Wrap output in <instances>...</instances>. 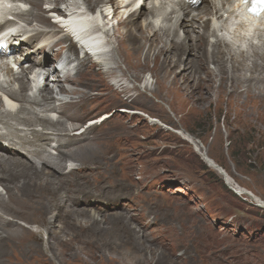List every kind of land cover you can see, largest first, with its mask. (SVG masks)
<instances>
[{"label":"rangeland","instance_id":"obj_1","mask_svg":"<svg viewBox=\"0 0 264 264\" xmlns=\"http://www.w3.org/2000/svg\"><path fill=\"white\" fill-rule=\"evenodd\" d=\"M26 3L35 14L29 25L31 33L44 28L39 15L47 6H61L60 0L35 7ZM130 7L121 6L109 21V34L126 59V64H111L112 70L123 74L128 90L120 93L113 77L98 67L86 68L65 88L72 96H97L90 108L99 111L78 120L69 116L80 109L66 104L63 111L49 114L54 119L51 129H42L37 123L31 126L49 137H56V131L78 137L85 130L84 140L76 138L77 146L93 143L94 147L86 157L71 159L77 164L73 170L88 175L92 188L76 190L75 198L68 199L72 187L66 182L73 170L68 169L67 159L55 174L48 165L37 169V175L47 172L46 177L59 183L58 187L40 184L39 179L28 193L18 194L5 179L0 185V214L15 219L11 229L21 227L24 232L8 234L4 230L8 236L2 233L0 264H264V206L259 205V200L264 202V117L252 119L242 113L259 105L225 94L219 102L213 90L210 102L186 101V91L166 87L161 88L166 96L157 98L145 87L144 79L152 75L153 84L157 78L163 79V68L144 58L145 49L136 51L137 43L126 35V26L121 25L122 35L114 34L118 20L125 19ZM155 17L162 20L160 13ZM169 17L168 24L173 15ZM194 31L190 30L192 36ZM179 34L183 36L184 30ZM209 39L207 51L214 38ZM194 52L187 49L182 56L188 62L195 58ZM60 58L54 47L48 61L56 65ZM208 67L214 69V64ZM92 70L97 71L96 76L91 75ZM134 74L140 77L132 79ZM0 78H5L3 72ZM19 115L27 116L24 112ZM8 124L22 126L14 120ZM116 135L126 149L122 155L129 156V167H104L98 162L97 156L107 152ZM45 148L55 153V147ZM199 149L229 175L230 184L205 162ZM58 158L51 163L57 164ZM19 175L14 173L18 179ZM239 188L242 193L237 192ZM83 203L89 206L81 209ZM6 205L17 214L7 215ZM93 213L96 222L91 219Z\"/></svg>","mask_w":264,"mask_h":264},{"label":"bare ground","instance_id":"obj_2","mask_svg":"<svg viewBox=\"0 0 264 264\" xmlns=\"http://www.w3.org/2000/svg\"><path fill=\"white\" fill-rule=\"evenodd\" d=\"M21 1L35 7L41 2L49 4L51 0ZM60 1V7L49 5L38 14L44 28L31 33L29 25L35 16L33 7L19 9L12 4L8 6V3H13L14 0H0V72L5 75L4 80L0 81V185L8 179L18 194H24L36 187L39 179H42L40 184L51 183L52 186L58 187L59 183L46 177L47 172L43 171L37 175V169L48 165L50 171L55 174L63 166L62 161L67 159L68 169L73 170L77 164L71 157L84 158L90 154L93 143L85 147L77 146L79 140L76 138L84 140L85 130L78 134V137L70 133L59 134L57 131L56 137H49L43 135L47 134L44 131L31 126L37 123L42 129H51L49 125L54 119L49 114L63 111L66 104L73 109H80L77 111L79 114L73 113L69 116L78 120L84 115H94L99 111V108H90L98 99L97 96L88 93L72 96L65 88L69 83L75 82L77 75H81L86 68L98 67L105 75L113 77L112 80L121 90L120 93L128 90L124 85L127 80L123 79V74H114L111 65L119 62L126 64L122 49L109 34V21L119 14L121 6L126 8L131 5L125 19L118 20L117 32L114 34L122 35L121 25L126 26V35L137 43L136 51L145 49L144 58L163 68V79L157 78L154 84L153 80H150L153 79L152 75L144 79L145 87L152 89L157 98L166 96L161 90L166 87L170 90L179 88L186 91V101L210 102L213 90L216 101L220 102L225 94L230 99H246L247 103L252 102L264 107V17L245 16L238 0ZM143 4L148 8L143 9ZM95 6L96 12L93 11ZM46 12L58 13L64 19L52 17L51 20L44 14ZM15 13L20 17V21H9L8 15ZM158 13L161 14V21L154 19ZM171 14L173 19L168 24ZM192 29H195L193 36L190 34ZM180 30H184L183 36L179 34ZM210 37L214 40L210 43L211 50L207 51V41ZM189 39H196V44L187 43ZM108 45L110 48L107 50ZM54 47L61 55L60 62L56 65L48 61L49 52ZM19 49L20 52H17ZM187 49L195 51V58L188 62L182 56ZM77 51L80 52L78 56ZM7 58L14 59V65L19 68L18 72L13 71ZM211 63L214 64V69L208 67ZM180 68L182 70H179ZM96 74L97 71H91L92 76ZM130 77L138 79L140 76L134 74ZM215 82L216 87L210 88ZM14 84L17 87H14ZM69 92L74 93L72 90ZM259 107L243 110L242 113L252 119L264 117V110ZM20 112L27 116H20ZM106 116L108 117L107 114ZM9 120H14L17 125H22V128L8 124ZM186 138L192 140L189 135ZM46 145L55 147V153H49ZM125 151L120 136H113L107 152L97 156L98 162L104 167H129V156L122 155ZM199 151L205 162L230 184L229 175L203 153L202 149ZM57 156L58 163L54 165L51 162L56 160ZM89 162L93 164L95 160L89 159ZM15 172H20L19 179L14 176ZM76 172L73 170L66 182L72 187L69 189V200L74 196V191L92 188L89 176ZM241 191L239 188L237 192L242 193ZM243 191L248 194L247 190ZM60 206L62 207L61 204ZM79 206L85 209L89 203ZM67 208L69 207L64 209ZM11 209L15 210L6 205L5 213L16 215V211ZM7 219L0 214V229H3V232L0 231V243L5 240L2 233L24 232L21 227L11 229L15 219ZM91 219L96 222L94 213Z\"/></svg>","mask_w":264,"mask_h":264}]
</instances>
